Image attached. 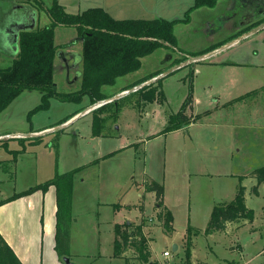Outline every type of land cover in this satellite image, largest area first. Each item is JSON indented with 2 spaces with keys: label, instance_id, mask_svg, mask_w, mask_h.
<instances>
[{
  "label": "rangeland",
  "instance_id": "rangeland-1",
  "mask_svg": "<svg viewBox=\"0 0 264 264\" xmlns=\"http://www.w3.org/2000/svg\"><path fill=\"white\" fill-rule=\"evenodd\" d=\"M247 1L220 0L212 8L192 11L189 22L174 26L175 48L162 46L142 57L139 69L117 78L114 85L103 86L102 93L106 98L114 97L142 83L139 80L156 72H167L174 61L183 57L190 59L213 46L254 35L241 37L264 23V17H259L264 6L258 0ZM193 2L59 0L69 12L111 5V15L116 19L161 17L167 20L183 17ZM249 15L259 19L248 27L244 23L239 29ZM62 28L64 31L58 30L55 37L56 43L63 50L81 54L77 29L67 25ZM261 37L262 41L254 45L263 56L264 31L256 38ZM233 45L243 47L247 43ZM212 59L193 62L151 83L156 88L152 101H143L141 92L130 91L74 121L71 119L92 105L87 94L82 95L80 101L53 97L48 109L30 116L28 112L41 102V93L33 90L20 94L2 111L0 123L19 130L29 129L31 125L37 128L50 124L47 129L64 126L42 135L36 142L28 139L11 142V146L24 149L23 154L16 157L19 162L13 179L11 163L15 155L0 144L1 192L21 190L31 179L44 182L55 172L78 168L72 183L68 241L65 240V224L60 235L61 247L67 250L74 264H125V258L112 255L115 223L126 221L143 222L146 240L150 242L152 238L150 253L159 256L166 249L171 262L184 261L189 256H186L185 241L190 226L194 258H208L218 264L238 260L264 264V182L258 183L253 175L254 170L264 166V70L251 73V79L259 81H227L241 77L246 71H233L230 65L210 63ZM68 61L69 66H66L56 59L54 83L59 92L75 93L80 89L81 61L75 63L73 57ZM191 71L194 72L193 99L187 105V114L191 118L201 117L190 125L164 132L168 117L179 111L189 93ZM246 89L254 91L240 100L228 101ZM218 103L223 105L219 107ZM68 114V118H63ZM94 116L102 118L99 130L92 129ZM6 168L12 170L11 175L2 172ZM148 179L163 186L164 202L173 216L171 233L164 232L156 217L155 192L145 191ZM240 185L245 188L246 206L253 210V221H241L242 226L233 225L222 232H202L212 207L232 200ZM255 185L258 194L253 191ZM175 243L178 249L173 251ZM239 243L244 246L242 251H237Z\"/></svg>",
  "mask_w": 264,
  "mask_h": 264
},
{
  "label": "trees",
  "instance_id": "trees-1",
  "mask_svg": "<svg viewBox=\"0 0 264 264\" xmlns=\"http://www.w3.org/2000/svg\"><path fill=\"white\" fill-rule=\"evenodd\" d=\"M218 1L194 0L193 4L184 12L183 17L167 20L161 17L116 19L107 10L99 6L90 7L73 14L66 12L58 0H52L47 9L51 19L50 24L21 31L16 57L9 66L0 68V112L7 108L23 91L37 90L41 93V102L28 112V116L38 110L48 109L50 99L53 97L62 101H80L81 96L87 94L92 104L106 99V95L101 91L103 86L114 85L117 78L139 69L141 58L151 54L159 47L175 48L177 46V39L174 34L175 24L189 22L192 11L202 7L212 8L216 6ZM58 25L74 26L82 43L79 59V62L81 61L80 89L75 93L59 92L54 83V65L59 48L55 43L54 36L55 27ZM186 59L187 57H183V60L174 61L172 65ZM158 74L160 73L156 72L138 82L149 80ZM189 79V93L179 111L168 117L169 124L164 132L180 129L201 117L197 115L194 119L187 114V105H190L193 99L192 71L189 74ZM155 90L154 84H149L137 91L142 93L143 101L149 102L155 99ZM106 105L107 103L101 105L100 108ZM101 122L102 118L94 116L92 129L99 130ZM40 137L31 138L36 142ZM20 140H24V138H20ZM16 154L17 151H14V155ZM77 171L78 168L64 173L55 172L53 177L44 182L37 183L26 190L14 193L6 200L0 201L2 204L4 201L30 194L35 190L46 191L49 186L53 185L56 189L57 205L55 251L60 260L64 255H69L67 250L61 247L60 235L63 224H65V240L68 241L69 222L67 221H70L72 183ZM253 175L258 183L264 182V166L254 170ZM145 191L155 192L156 207L159 209L156 217L161 221L166 233L172 232V214L163 203V186L148 179L145 182ZM244 191V186L240 185L232 200L212 208L204 228L206 234L225 230L229 222L240 219L253 220L254 213L251 208L246 206ZM253 191L258 194L257 185L253 186ZM142 227V223L138 225L127 222L120 225L116 224L113 255L119 256L128 246H132L138 252V259L148 262V239L146 240ZM190 229L189 226L185 241L186 256L190 254ZM0 264H22L1 234Z\"/></svg>",
  "mask_w": 264,
  "mask_h": 264
},
{
  "label": "crops",
  "instance_id": "crops-1",
  "mask_svg": "<svg viewBox=\"0 0 264 264\" xmlns=\"http://www.w3.org/2000/svg\"><path fill=\"white\" fill-rule=\"evenodd\" d=\"M36 1H38V4H35ZM42 1L41 0H33V1L32 0H0V68L9 66L12 63L13 59L16 57L18 53V39H19V35L21 31L32 30L38 27H42L43 24H46L44 22L48 20L51 21L49 13L47 11L51 3L46 4L44 0ZM258 1L264 6V0H258ZM247 2H250V0H248ZM61 5L64 7L66 12L68 13H78V12L85 10L83 9L78 12H69L67 11V9L65 8L63 4ZM111 7H112L111 5H107V6L105 5L102 8H104L110 14H112L110 10ZM241 7H242V3H241ZM249 12H250L249 8H246V13H249ZM259 17L260 18L264 17V12ZM259 17L252 18L251 15H249L246 22H243V21L241 22L239 29L244 26V23H246V26L248 27L252 22L259 19ZM62 26L64 25H58L55 27L54 40H55V37L58 35V30L64 31ZM262 31H264V29H260L254 32V35L253 34L251 36L248 35L249 37L241 41H238L240 39V37H238V40H232L234 43L230 41L232 42L231 44L232 46L228 45V46L223 47L224 45H227L226 43L220 46H213V48H211L210 50L202 51L199 55L210 53V51L212 52L216 50V52L212 56L206 59H202L200 61L213 58L212 59L213 61L210 60L211 62L210 61L208 62L214 63V64L219 63V64L226 65V66L230 65L229 67L231 68V70L241 69V70L246 71L244 75H242L241 77H231L227 81H259L256 78L251 79L252 77L251 73H253L254 71L260 70V69L264 70V55L262 56L261 51H259L256 45H254V43L262 41V37L256 38L258 34H260V32ZM16 34H17V39L15 40L14 38ZM71 34L72 33H70V36ZM241 37H245L244 34L241 35ZM254 38H256V40ZM241 42H245L247 43L246 46H250L247 48L248 50L246 49V46L238 47L237 45H233V44H240ZM57 45L59 46V48L57 51L56 59H59V61L64 62L66 66H69L68 65L69 57H73L75 63H79L80 54H78L77 52L73 53L68 50H63L61 48V45L59 44ZM181 54H184V53H181ZM76 60L78 62H76ZM244 91H246V92H243L244 94L243 93H240V94L238 93L239 95L230 94V96L232 95H236V96L231 98L228 101H232V99L240 100L244 96H246L248 93L254 91V89L248 90V91L246 89ZM24 92H28V91H23L21 94H23ZM217 105L221 107L223 104L218 103ZM1 113L2 112H0V114ZM68 116H70V114L63 116V118L68 117ZM50 126H51L50 124H47V125H42L37 128H34V127L32 128V125H31L29 129L23 128L19 130V129H14V128L10 129L11 127L10 125H6V124L4 125L3 123H0V137H3L2 139H0V142H1L0 144H3V146L8 150L9 153H14V151H17V154L15 155V160H13V162L11 163L12 168H14V173L12 174L11 179L15 177L16 172H17L16 170H17L19 158H16V157H18V155L20 157L23 154L22 152H24V149L19 150V148H16L15 146H11V142L13 140H19L20 138H24L25 140L26 139L32 140L33 142V139L31 137H19V138L8 137L7 135L11 136L14 134L40 132L42 130L49 128ZM10 160L12 159L10 158ZM7 161H9V159ZM2 172H4V174L7 176V175H11L10 173L12 172V170L10 168L9 169L6 168ZM0 182H1V178H0ZM37 183H41V182H37L35 178V180L31 179L28 182V184L23 186L21 190L13 191L10 189V192L7 194H3L0 190V201L6 200L8 197L13 195L14 193L26 190L30 188L31 186H34ZM140 202L138 204H140ZM163 203L165 207L168 208L167 204L164 202V197H163ZM56 209H57L56 189L53 185L49 186L46 189V191L35 190L34 192L30 194L15 198L13 200L4 201L2 204H0V234L5 239V241L10 246V248L13 250L14 254L22 262V264H65L62 260L59 259L55 251ZM158 211L159 209L156 207V213H158ZM143 217L144 216H142V219ZM172 220H173V216H172ZM244 220L245 219H240L234 222H229L225 230H222V231L228 230L233 225H235V227L238 228L243 225L241 221H244ZM245 221H248V220H245ZM252 221H249V222H252ZM126 222L132 223L133 225L139 224L138 222H134V221H126ZM116 224L120 225L123 223H115V225ZM142 225L145 228V225L144 224ZM144 228H143V231H144ZM204 228L202 232H204ZM222 231H216V232H222ZM209 234H212V233H209ZM151 240L150 242L149 241L147 242L148 243V246H147L148 262H144L138 259L137 257L138 252L132 246L130 247L128 246L126 250H123L121 255L119 256L112 255V256L125 258V264H180L179 262L183 261L182 259H180V261L171 262L168 259V257H170V253L168 255L163 254L164 251H167L166 249L163 250L159 256L155 254H151L149 250ZM173 245H177V248H176L177 250L178 244L175 243ZM237 247H238L237 251H242L244 248V246L241 245L240 243L238 244ZM70 259L72 261L71 257ZM182 263L183 264H218L216 260H212L208 258H206L205 260H198L197 258H194L192 256L191 248H190L189 256L186 257V259ZM226 264H255V263H251V260H246V261L238 260L235 262H230V263L228 262Z\"/></svg>",
  "mask_w": 264,
  "mask_h": 264
},
{
  "label": "water",
  "instance_id": "water-1",
  "mask_svg": "<svg viewBox=\"0 0 264 264\" xmlns=\"http://www.w3.org/2000/svg\"><path fill=\"white\" fill-rule=\"evenodd\" d=\"M254 28H255V27H254ZM262 28H264V23L260 24V25H259L256 29H254V30L251 29V30H250L248 33H246L244 36H248V35H250L251 33H254V32H256V31H258V30H260V29H262ZM14 39H15V40L17 39V34L15 35V38H14ZM232 42H233V41H232ZM232 42L228 43L227 45H224L223 47L228 46V45H231ZM233 43H234V42H233ZM220 48H222V47H220ZM215 52H216V50H214V51H212V52H210V53L201 54V55H199V56L192 57V58H190V59L187 58L186 60H184V61H182V62H179L178 64H175V65L171 66V69L168 70L167 72L160 73V76H159V77H157V76L159 75V74H158V75L154 76V77H156V78L152 77L151 79L146 80V81H144V82H142V83H140V84H138V85H136V86H133V87H131L130 89H127V90H125V91H123V92H120V94H118V95H116V96H114V97L123 96V95L129 93L130 91H134V90L137 91L138 89H140V88H142V87H144V86H146V85H149V84L153 83L154 81H157V80H159V79H161V78L167 76L168 74L172 73L173 71H175V70H177V69H179V68H182V67H184V66H186V65H188V64H190V63H192V62H196V61H200V60H202V59H206V58L212 56ZM114 97L106 98V99L99 100V101L93 103V104L90 105L88 108H86L85 110H83L82 113H80V114L76 115V117L72 118L71 121H74V120H75L77 117H79L80 115H83V114H85V113H88L89 111L95 109V108L98 107V106H101V105H103V104H105V103H107V102H109V101H113ZM114 100H115V99H114ZM69 122H70V121H69ZM63 126H64V125H60L59 127L57 126V127L52 128V129H46V130H42V131H40V132H35V133H34V132H29V133H23V134H14V135H11V136H10V135H7V136H8V137H17V138H19V137H38V136H42V135H44V134H46V133H49V132H51V131H53V130H56V129L62 128ZM7 136H6V137H7ZM2 138H3V137H0V139H2ZM176 248H177V245H173V250H174V251L176 250ZM62 261H63L65 264H74V263L71 261V259H70V257H69L68 255H64V256L62 257Z\"/></svg>",
  "mask_w": 264,
  "mask_h": 264
},
{
  "label": "built area",
  "instance_id": "built-area-1",
  "mask_svg": "<svg viewBox=\"0 0 264 264\" xmlns=\"http://www.w3.org/2000/svg\"><path fill=\"white\" fill-rule=\"evenodd\" d=\"M164 255H168L169 254V252L168 251H164V253H163Z\"/></svg>",
  "mask_w": 264,
  "mask_h": 264
}]
</instances>
